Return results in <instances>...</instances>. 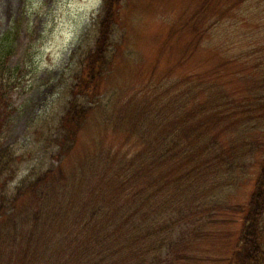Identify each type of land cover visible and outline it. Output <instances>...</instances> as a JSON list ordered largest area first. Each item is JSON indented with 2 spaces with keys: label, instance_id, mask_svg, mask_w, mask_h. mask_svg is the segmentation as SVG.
<instances>
[{
  "label": "rangeland",
  "instance_id": "1",
  "mask_svg": "<svg viewBox=\"0 0 264 264\" xmlns=\"http://www.w3.org/2000/svg\"><path fill=\"white\" fill-rule=\"evenodd\" d=\"M103 1L0 0V146L9 147L15 157L12 178L4 186L8 195L59 164L54 136L72 91L78 89L81 62H87L98 38ZM115 7L109 43L98 67L103 74L95 82L96 93L86 92L94 100L76 93L84 103L101 100L111 113L123 116L146 100H153L157 108L164 104L166 110L165 104L172 107L194 90H202L200 98L210 107L234 98L239 112L246 109V101L255 103L257 94L264 98V0H117ZM125 100L131 106L121 107L120 115L118 106ZM228 105L224 112L231 114L235 107ZM250 112L256 114L246 117V122L239 119L238 124L234 118L245 113L230 115V125L217 133L216 140L223 146L260 140L264 110ZM106 114L99 109L84 126L76 150L61 160L66 173L78 167L83 155L97 154L108 144L126 141L122 150L128 156L136 150L131 142L137 139L126 136L124 128L111 120L104 123L101 116ZM159 124L158 119L151 122L153 132ZM233 157L234 169L208 177L205 202L196 214L204 224L192 240L193 253L204 259L216 257L215 264L231 255L232 246L241 245L246 222L240 205L248 202L258 171L252 154ZM225 164L221 161V166ZM29 203L30 199H23L12 219L0 222V264H13L11 248H17V239L26 246L29 234H34L30 232L33 211L43 218V209ZM255 236L264 264V212ZM186 238L191 241L192 233Z\"/></svg>",
  "mask_w": 264,
  "mask_h": 264
},
{
  "label": "trees",
  "instance_id": "2",
  "mask_svg": "<svg viewBox=\"0 0 264 264\" xmlns=\"http://www.w3.org/2000/svg\"><path fill=\"white\" fill-rule=\"evenodd\" d=\"M116 2L105 0L94 49L87 62H81L76 76L78 89L71 90V100L59 119L54 136L58 171L47 169L8 195L4 186L12 178L15 157L9 147L0 146V222L10 221L25 198L30 199L31 206L43 209L41 219L37 211L32 212L30 232L34 234L29 232L26 246L18 238L17 248H11L13 264H192L194 259L196 264H215L216 257L204 259L193 253L192 240L198 238L197 230L204 224L196 214L204 201L208 177L234 169L235 154L244 158L252 154L258 171L248 202L240 205L246 222L241 245H231V255L221 257L218 264H261L255 235L264 212V128L260 140L248 145L231 142L223 146L216 137L230 125V115L245 113L234 118L238 124L239 119L246 122V117L256 114L250 112L252 108L264 110V98L257 94L255 103L246 101V109L239 112L234 98L210 107L200 98L202 90H194L172 107L169 102L165 104L166 110L164 104L157 108L153 100H146L123 116L111 113L101 100L84 103L82 96L94 100L86 92L96 93L95 82L103 74L98 67L109 43ZM193 89L196 86L188 88ZM219 89L212 91L222 94ZM228 104L235 107L231 114L224 112ZM130 106L126 100L119 105L120 115L121 107ZM99 109L100 113L108 112L106 118L101 116L104 123L111 120L114 126L124 128L126 136L137 139L131 142L136 150L128 156L122 150L126 141L118 146L108 144L97 154L83 155L78 167L66 173L61 160L76 150L80 133ZM157 119L160 124L153 132L151 122ZM190 232L192 239L188 241Z\"/></svg>",
  "mask_w": 264,
  "mask_h": 264
}]
</instances>
